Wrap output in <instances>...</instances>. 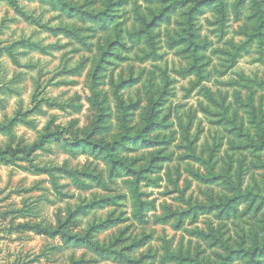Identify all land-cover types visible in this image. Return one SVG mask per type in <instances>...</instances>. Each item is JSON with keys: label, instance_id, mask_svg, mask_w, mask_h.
<instances>
[{"label": "rangeland", "instance_id": "1", "mask_svg": "<svg viewBox=\"0 0 264 264\" xmlns=\"http://www.w3.org/2000/svg\"><path fill=\"white\" fill-rule=\"evenodd\" d=\"M0 127V264H264V0H0Z\"/></svg>", "mask_w": 264, "mask_h": 264}, {"label": "trees", "instance_id": "2", "mask_svg": "<svg viewBox=\"0 0 264 264\" xmlns=\"http://www.w3.org/2000/svg\"><path fill=\"white\" fill-rule=\"evenodd\" d=\"M3 128L0 127V130H2ZM59 137V135H57V138ZM12 151V148H8L7 149V152H11ZM7 152H0V162H4V163H9L7 160H6V154ZM108 158L112 164L113 167H115L116 165V160L113 158L112 154H108ZM119 163H122V162H119ZM126 169L128 170L129 173L133 174V176H136V177H139V174L137 172H135L133 169H131L130 167L127 166V164L125 163H122ZM75 173L76 175H78L77 172H73ZM75 177V176H73ZM258 251L260 252H263L262 248H259V247H256L254 250H251V251H247V254H248V258H251L256 255L258 253Z\"/></svg>", "mask_w": 264, "mask_h": 264}]
</instances>
